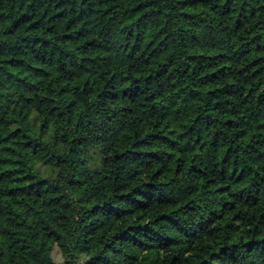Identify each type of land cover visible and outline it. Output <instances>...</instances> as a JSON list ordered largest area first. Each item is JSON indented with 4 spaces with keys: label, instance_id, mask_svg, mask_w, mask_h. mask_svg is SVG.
<instances>
[{
    "label": "trees",
    "instance_id": "1",
    "mask_svg": "<svg viewBox=\"0 0 264 264\" xmlns=\"http://www.w3.org/2000/svg\"><path fill=\"white\" fill-rule=\"evenodd\" d=\"M0 264H264V0H0Z\"/></svg>",
    "mask_w": 264,
    "mask_h": 264
}]
</instances>
